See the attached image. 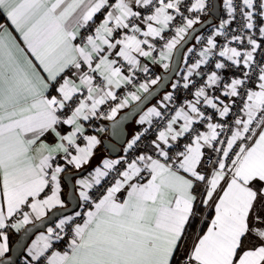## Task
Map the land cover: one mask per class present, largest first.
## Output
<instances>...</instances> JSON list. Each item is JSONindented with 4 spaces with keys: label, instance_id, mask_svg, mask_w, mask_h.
Returning a JSON list of instances; mask_svg holds the SVG:
<instances>
[{
    "label": "snow or ice",
    "instance_id": "1",
    "mask_svg": "<svg viewBox=\"0 0 264 264\" xmlns=\"http://www.w3.org/2000/svg\"><path fill=\"white\" fill-rule=\"evenodd\" d=\"M0 264H264V0H0Z\"/></svg>",
    "mask_w": 264,
    "mask_h": 264
},
{
    "label": "crops",
    "instance_id": "2",
    "mask_svg": "<svg viewBox=\"0 0 264 264\" xmlns=\"http://www.w3.org/2000/svg\"><path fill=\"white\" fill-rule=\"evenodd\" d=\"M15 238H16V237L14 236L12 239L15 240Z\"/></svg>",
    "mask_w": 264,
    "mask_h": 264
},
{
    "label": "water",
    "instance_id": "3",
    "mask_svg": "<svg viewBox=\"0 0 264 264\" xmlns=\"http://www.w3.org/2000/svg\"><path fill=\"white\" fill-rule=\"evenodd\" d=\"M34 238V237H33ZM16 239V238H15ZM15 241V240H14ZM30 242V241H29Z\"/></svg>",
    "mask_w": 264,
    "mask_h": 264
},
{
    "label": "trees",
    "instance_id": "4",
    "mask_svg": "<svg viewBox=\"0 0 264 264\" xmlns=\"http://www.w3.org/2000/svg\"><path fill=\"white\" fill-rule=\"evenodd\" d=\"M14 241V240H13Z\"/></svg>",
    "mask_w": 264,
    "mask_h": 264
}]
</instances>
